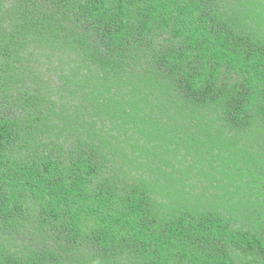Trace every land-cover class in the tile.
<instances>
[{"label":"trees","instance_id":"obj_1","mask_svg":"<svg viewBox=\"0 0 264 264\" xmlns=\"http://www.w3.org/2000/svg\"><path fill=\"white\" fill-rule=\"evenodd\" d=\"M0 264H264V0H0Z\"/></svg>","mask_w":264,"mask_h":264}]
</instances>
